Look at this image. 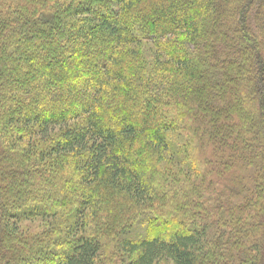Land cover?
Returning <instances> with one entry per match:
<instances>
[{
  "label": "trees",
  "instance_id": "obj_1",
  "mask_svg": "<svg viewBox=\"0 0 264 264\" xmlns=\"http://www.w3.org/2000/svg\"><path fill=\"white\" fill-rule=\"evenodd\" d=\"M0 264H264V0H0Z\"/></svg>",
  "mask_w": 264,
  "mask_h": 264
},
{
  "label": "rangeland",
  "instance_id": "obj_2",
  "mask_svg": "<svg viewBox=\"0 0 264 264\" xmlns=\"http://www.w3.org/2000/svg\"><path fill=\"white\" fill-rule=\"evenodd\" d=\"M109 263L111 262V260L108 261Z\"/></svg>",
  "mask_w": 264,
  "mask_h": 264
}]
</instances>
